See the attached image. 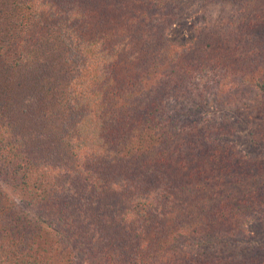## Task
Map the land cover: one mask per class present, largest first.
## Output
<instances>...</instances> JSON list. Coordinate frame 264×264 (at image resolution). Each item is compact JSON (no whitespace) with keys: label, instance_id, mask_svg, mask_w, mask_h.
Returning a JSON list of instances; mask_svg holds the SVG:
<instances>
[{"label":"trees","instance_id":"1","mask_svg":"<svg viewBox=\"0 0 264 264\" xmlns=\"http://www.w3.org/2000/svg\"><path fill=\"white\" fill-rule=\"evenodd\" d=\"M261 234L264 0H0V264H264Z\"/></svg>","mask_w":264,"mask_h":264},{"label":"rangeland","instance_id":"2","mask_svg":"<svg viewBox=\"0 0 264 264\" xmlns=\"http://www.w3.org/2000/svg\"><path fill=\"white\" fill-rule=\"evenodd\" d=\"M198 22H199L198 17L196 14H194V15H191V17H189L185 23L180 25V30H182V36L188 39L187 40L188 46L190 48L198 49V46L200 44L199 40L196 39L197 38L196 36H193L194 38L191 36L194 32L197 34V32H198L197 30H199V27H200L199 26L200 24H197ZM189 42H191V43H189ZM237 87H239V86H236L235 89H233V90L230 89V92H229V94H230L229 96L232 97V95L234 94V91L235 90L237 91L236 101L234 103H232V101L231 102L228 101L227 99L225 101L228 102L227 104H230V103L234 104V106L236 107L234 112L236 115H239V117L242 115H249V117L251 119H252V117L255 119L254 114L253 115L251 114V111H252L250 109L251 107L250 108L248 106L246 107V104L243 103V100H248V102L254 101L255 98L253 99V97L255 95L253 94V92L248 91L249 94L247 96L244 94L247 91L237 89ZM195 89H197V93H201V91H202L201 89H203V87H195ZM239 95L242 96L243 100L240 99ZM213 100L215 101V99H213ZM235 103H236V105H235ZM248 113H250V114H248ZM252 121L253 122H251V124L252 123L255 124L254 120H252ZM246 131H248V128H246L243 132L244 141L247 140V135L245 134ZM242 145H244V144H242ZM245 146H247V145H245ZM7 184L8 185H6L4 183L3 186H4L5 190H7V193H9L10 197L16 201V205H14V206H15V208H17L18 212H21L23 214L29 212V213H31L30 217H32L34 220H38V221L40 218L39 216L47 219V221H49L50 219H52L54 217V215L51 212H49L45 208H42L41 205H39L37 203H32V202L30 205L29 204L30 199L28 198V196L23 191L20 190L19 187L18 188L16 187L14 189L12 184H9V183H7ZM48 226L50 227V224ZM261 236L264 238V234H261Z\"/></svg>","mask_w":264,"mask_h":264}]
</instances>
